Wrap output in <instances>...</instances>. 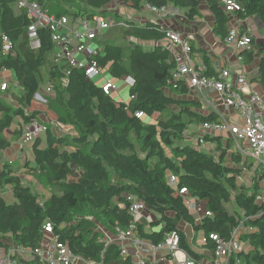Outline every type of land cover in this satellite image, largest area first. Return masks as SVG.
<instances>
[{"label":"trees","instance_id":"16d2710c","mask_svg":"<svg viewBox=\"0 0 264 264\" xmlns=\"http://www.w3.org/2000/svg\"><path fill=\"white\" fill-rule=\"evenodd\" d=\"M17 1L0 0V78L10 73L20 89L17 94L0 91V155L11 142L20 140L23 125L44 114L70 126L73 133L57 135L48 128L43 141L37 138L33 142L31 158L24 162L26 174L50 192L43 203L38 192L24 185L14 164L4 162L0 167V191L9 188L14 200L8 203L0 196V246L36 249L49 237L44 231L49 224L51 236L73 255L93 264H132L131 255L122 258L119 246L107 244L103 234L123 232L133 221L126 199L130 195L158 216L147 223L136 222L140 239L156 245L176 231L179 249L199 261L208 256L192 249L179 229L182 224L202 234L206 243L201 248L209 255L215 247L209 235L227 240L233 229L251 228L241 235L249 245L248 252L239 255L241 262L264 264V209L255 202L260 174L254 173L248 182L245 177L242 180L244 169L250 171L252 163L228 153L230 142L223 148L219 137L206 139L216 145L217 155L178 144L190 125L218 122L219 117L201 114L199 102L186 97L188 89L183 82L170 83L176 63L168 49L155 45L164 41L165 30L154 22L120 21L117 10H107L113 0H26L39 3L56 18L101 15L117 26L126 24L119 26L121 41L100 42L95 57L108 79H134L128 90L129 102H117L102 92L100 80H87L82 71L53 62L48 29L38 30L40 48L29 49L26 30L30 20L24 11L14 13L12 5ZM234 1L242 9L234 15L227 14L217 0H117V4L140 11L143 2L157 7L171 3L185 9L189 20L200 16L205 4L213 19L212 33L221 41L232 16L257 18L264 37V0ZM2 37L11 43L10 53H3ZM149 43L152 45L145 49L143 44ZM191 48L203 64L202 76H216L210 57ZM238 56L243 66L255 64L252 84L264 89V39L253 41L251 49L240 50ZM44 84L50 86L51 93L45 96V104L34 106L33 97ZM138 111L141 119L134 117ZM151 118L155 121H148ZM170 175L176 179L175 187L167 183ZM181 188L204 201L209 216L197 222L178 194ZM227 205L232 206L231 211Z\"/></svg>","mask_w":264,"mask_h":264},{"label":"built area","instance_id":"2783aa9c","mask_svg":"<svg viewBox=\"0 0 264 264\" xmlns=\"http://www.w3.org/2000/svg\"><path fill=\"white\" fill-rule=\"evenodd\" d=\"M217 1L222 3L227 14L234 15L236 12L242 11L234 0ZM16 5L18 9L26 12L30 20L26 36L31 51H37L40 48L38 30L46 28L50 32L53 44L52 59L58 67L82 71L87 80H101L100 87L105 95H111L117 90L112 81L104 78L103 71L95 60L100 52V47L92 46L99 36L115 25L112 19L101 15L91 18H73L72 16L56 18L43 10L37 2L18 0ZM141 8L158 21L179 14V9L171 3L157 7L143 2ZM132 21L134 20L132 19ZM245 22L246 19H237L232 16L227 36L224 39V43L236 51L249 50L252 47L253 39L249 31H242ZM118 25L126 27L123 22ZM164 30V41L155 45L164 46L171 55L172 49L177 47L182 58L172 71L170 83L173 85L183 82L187 86L188 92L191 91V94L189 93L191 99L196 97L210 108L211 113L219 117L218 122L203 123L195 131L185 130L183 137L192 140L197 147L209 145V153L212 155H217L216 145L207 142L206 139L219 137L223 148L226 142H230L231 148L228 153H234L243 159L251 160V169L248 171L251 174L250 177H253L254 173H259L261 176L255 202L264 209V95L251 90L247 77L241 73L232 80L230 72L225 68L218 69L217 75L214 77L202 76L204 67L192 61L189 42L182 39L178 32L170 29ZM2 42L3 53H10L12 45L9 40L3 37ZM7 78L10 77L0 78L1 92L11 90L15 85H12V81H8ZM122 82L129 89L134 86V79L131 76H125L122 78ZM50 93L51 88L46 85L43 92L34 95L33 101L43 105L46 102L45 96ZM218 106H221L224 111H232L235 117L233 114L225 117L218 112ZM142 116L139 111L134 113V117L137 119H141ZM48 128L57 135H72L73 132L70 126L62 125L55 119H36L22 126L19 143L24 145L35 141L40 135H44ZM167 183L170 187H175V177L170 175ZM178 194L182 196L188 210H195V203L185 188L179 189ZM126 199L128 214L133 220L126 230L116 235H109L101 229L100 231L103 232L107 244L119 246L122 258L129 256V248L134 250L132 264H157L161 251L167 253V256L175 264H242L239 255L247 251L248 243L241 240V235L252 231L251 228L239 226L232 230L227 240H223L218 235H209V239L215 243L212 255L209 259L194 261L179 249V234L176 231L166 234L163 240L156 245L140 239L135 232L136 222H140L139 218L147 211V208L143 202L130 195H127ZM204 215L209 216V213ZM44 231L49 237L36 249L29 250L12 245L7 248L0 246V264H93L73 255L56 237H52V229L49 224L45 225ZM205 243L206 240L203 238L202 244ZM245 246L246 248H244ZM161 260L163 259L161 258Z\"/></svg>","mask_w":264,"mask_h":264},{"label":"crops","instance_id":"0c3cea01","mask_svg":"<svg viewBox=\"0 0 264 264\" xmlns=\"http://www.w3.org/2000/svg\"><path fill=\"white\" fill-rule=\"evenodd\" d=\"M178 9H179L178 15L168 16L163 21L156 20L155 18L149 16L143 10L140 11V14H138L137 12H133L131 14V19L136 21L135 23H138V24L140 23V25H143L146 22H154L155 24H159L163 30L164 29H170L174 32H178L181 35L182 39L188 41L190 46H193V48L195 50H202L207 54L208 57H210L211 65L213 66V69H215V71H217L218 69H224V68L228 69V71L230 72L232 80H234V78L237 74L241 73L247 77L249 87L251 90L256 91V92L264 95V89L260 85L252 84V79H254V77H256V74H257V68H256L255 64H251L250 66H243L242 62L238 56L239 51H236L235 49L228 47L224 43V40L221 41L218 37H216L212 33L213 19H212V16L208 13L205 4H202L200 7L201 15L196 16L192 20H189L186 17V15H185L186 10L185 9H180V8H178ZM243 30L249 31L250 35L252 36L253 41H258L260 39H263V36H262L263 26H262L261 22L255 17L246 19V22L243 23L242 31ZM95 42L97 43L96 47H99L100 41L98 39H96ZM150 44L151 43H149L148 45H150ZM2 46H3V42H2ZM171 52H172L171 56H172L173 60L175 61V63H178L179 61L182 60L179 48L175 47L174 49H172ZM191 58L195 64L203 65L201 63V59L199 57V54L197 52L192 53V48H191ZM2 75H3L2 77H4V76L10 77V78H7L8 81H12V79H13L12 75L10 73H3ZM103 75H104V73H103ZM104 78L108 79L107 77H105V75H104ZM110 81H112L116 85V83L113 80H110ZM120 82L123 84L122 79L120 80ZM14 86L12 87L11 91L13 93L17 94L19 92L18 86H16V84ZM123 86L129 90V88L126 87L124 84H123ZM116 87H117V90L111 94L112 97L116 92L119 91V87L117 85H116ZM189 93L191 94V91L188 92V94L186 96L187 98H190ZM195 100H197L200 104L199 112L201 114L208 115L209 113H211L210 108L205 106L196 97H195ZM215 101L217 102V99ZM123 103H126V102H123ZM217 110L219 113H222L225 117H228L232 114H233V117H235V115H234V113H232V111H230V112L224 111L221 106H218ZM42 116H44V117H42ZM50 116H52V115L44 114V115H41L40 116L41 118H39V119H42V120L44 118L50 119ZM198 128H199V125H190L189 128L186 129V131L192 132V131L197 130ZM9 136H11L10 132L7 133V137H9ZM183 139L188 140L186 138H183ZM189 141L192 142V140H190V139H189ZM19 142H20V140H18L16 142L15 141L11 142V147L8 150L1 153V155H0V161H1L0 166H2L4 162H8L9 164H14V167L17 169L18 175L20 176V178L23 180L24 183H26L30 187L35 186V188H37V190L41 189L38 187L37 181L26 174L27 171L25 169L23 159L29 161V159L31 157L24 155V153L22 152L23 145H21ZM250 176H251L250 172H248L247 170L244 169V171L242 173V178L245 177L244 178L245 181L248 182ZM42 190H46V189L42 188ZM191 200H193V202L195 203V206H196L195 210H191V213H193L196 221L199 222L204 217V213L206 211V203L204 201H198L197 199H195L193 197H191ZM154 219H156V214L147 210L139 218V221L142 223H147V222L154 220ZM179 229L186 234L188 242L190 243V245L192 246V249L197 254H202V255L208 256V257L203 258V259H209L210 258L211 255L207 254L206 251H204L201 248V245H203L202 239L204 238L201 233H193L192 229L189 226L183 225V224L179 227ZM244 248H246V246ZM248 250H249V245H247V251L245 253H247ZM133 252H134V250L132 248H129L128 254L132 256ZM159 254H160L159 255L160 260L157 262V264H175L174 261L172 259H170L167 256V253H165L164 251H161ZM131 258H132V263H133V261H134L133 256ZM161 258L163 260H161ZM203 259H201V260H203Z\"/></svg>","mask_w":264,"mask_h":264},{"label":"rangeland","instance_id":"374dc122","mask_svg":"<svg viewBox=\"0 0 264 264\" xmlns=\"http://www.w3.org/2000/svg\"><path fill=\"white\" fill-rule=\"evenodd\" d=\"M113 2L115 4H110L108 7H107V10L108 11H111V12H114L115 10L118 11V14L121 15V17L119 18L120 21H124V20H130L131 19V14L133 12H137L138 14H140V11H142V8L140 9V11H134V10H129L128 8H119V5L117 4V0H113ZM113 7H112V6ZM112 7V9H110ZM141 7H142V4H141ZM12 10L14 11V13H20V9H18L17 5L16 4H13L12 5ZM110 13V12H109ZM98 40L100 42H106V41H121V34H120V27L117 26V25H114L112 28H110L109 30L105 31L103 33V35L99 36ZM92 46L96 47L97 46V43L94 42L92 43ZM143 47L145 49H149L150 46L148 44H143ZM116 83V85L119 87V91L116 92L113 97H114V100L117 101V102H126L128 103L129 102V95H128V89L125 88L123 86V84L120 82V81H114ZM12 85H14V81L11 82ZM46 87V84H44L42 87H41V92H43V90L45 89ZM19 89V88H18ZM20 90V89H19ZM34 106H39V104L37 102H34ZM44 117V116H42ZM41 118V117H39ZM50 119L51 120H54L53 116H50ZM148 121H155L154 118H151L149 119ZM225 136V135H224ZM39 138L43 141L44 140V135H40ZM34 142V141H33ZM33 142H30V143H26L23 145V150L22 152L24 153V155L26 156H29L31 157V146L33 144ZM180 146H192V147H195L197 150H200L206 154H210L209 153V145L207 146H203V147H197L195 145V143L189 141V140H182L181 142L178 143ZM139 156L142 158L143 155L139 152L138 153ZM24 158V157H23ZM23 161L25 162V159H23ZM251 161V160H249ZM23 162V163H24ZM1 163V161H0ZM1 167V166H0ZM248 177V176H247ZM243 180V178H242ZM24 185H27L26 183H24ZM28 186V185H27ZM33 191L35 192H38L39 193V200L41 203H43L44 201H46L48 199V197L50 196V192L48 190H42V189H38L35 188V186H32L31 187ZM0 196L8 203H12L14 200L12 199V196L10 194V190L9 188H6L4 189L3 191H0ZM231 205H227V209L229 211H231ZM156 218L158 219V216H156Z\"/></svg>","mask_w":264,"mask_h":264}]
</instances>
